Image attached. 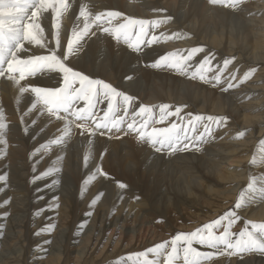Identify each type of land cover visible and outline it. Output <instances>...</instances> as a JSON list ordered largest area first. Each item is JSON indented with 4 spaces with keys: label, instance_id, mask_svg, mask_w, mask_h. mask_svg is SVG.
Wrapping results in <instances>:
<instances>
[{
    "label": "bare ground",
    "instance_id": "1",
    "mask_svg": "<svg viewBox=\"0 0 264 264\" xmlns=\"http://www.w3.org/2000/svg\"><path fill=\"white\" fill-rule=\"evenodd\" d=\"M0 14V264H264V0Z\"/></svg>",
    "mask_w": 264,
    "mask_h": 264
},
{
    "label": "rangeland",
    "instance_id": "2",
    "mask_svg": "<svg viewBox=\"0 0 264 264\" xmlns=\"http://www.w3.org/2000/svg\"><path fill=\"white\" fill-rule=\"evenodd\" d=\"M12 17H8V16H4L3 14H0V22L3 24V25H8V27L10 28V30L12 31V32H14L13 31V28L11 27V25H9V23H7L6 21H4V20H6V19H11ZM12 19H14V18H12ZM20 44H22V43H20V42H18V46L20 47ZM7 60H8V58H7ZM6 60V62H8ZM6 71V70H5ZM97 96V101L99 102V96H98V94L96 95ZM94 99V98H93ZM93 99L91 100V102L89 103V111H90V109H92V110H94L91 106H93L94 105V103H93ZM91 104V105H90ZM110 107H112V105L110 106ZM102 111H105V109L103 108L102 109ZM120 110L118 109V103L116 104V108H115V113H117V112H119ZM115 113H114V115H115ZM124 115V114H123ZM91 119H93L92 117H91V115H90V120ZM103 120V121H102ZM100 121V120H99ZM112 121H113V117L111 118V119H109V121H107V120H105V117L103 118V119H101V121L99 122L100 124H101V126H102V128H105V129H107L109 132H112V127L110 126V124H112ZM105 123V124H104ZM107 123V124H106ZM108 125V126H107ZM119 127H124V124H119ZM44 213H46V210H40L39 211V213H38V217H37V219L36 220H38L39 218H41L42 216H43V214ZM45 221V220H44ZM45 223V222H44ZM253 236V237H252ZM252 236H250L249 235V237H247V238H244L245 236H243V238H241V236H240V238L239 239H236L237 241H239L240 242V244H239V247L241 246V242H243V241H246V242H248L249 244L252 242V241H257V240H259V239H261V238H263L264 237V235L263 236H259L258 235V237H254V236H256V235H252ZM254 238H255V240H254ZM244 239V240H243ZM203 242H204V238H203ZM239 247H236V248H239ZM254 249H255V247H253ZM262 249H264L263 247H261ZM254 249H252L251 250V248H249V250H248V252H243L241 255H240V257H245V256H247L248 254H246V253H252V254H264V252H260V251H258V250H254ZM240 250H238V253H240L239 252ZM203 259H205V257H203V258H200L199 259V262L200 261H202Z\"/></svg>",
    "mask_w": 264,
    "mask_h": 264
}]
</instances>
